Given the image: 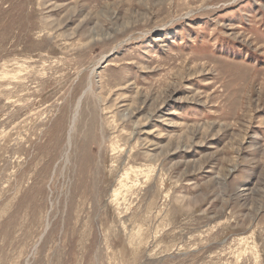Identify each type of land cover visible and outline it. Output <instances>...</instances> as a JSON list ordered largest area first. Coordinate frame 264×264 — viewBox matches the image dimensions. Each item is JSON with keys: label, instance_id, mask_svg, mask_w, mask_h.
Returning a JSON list of instances; mask_svg holds the SVG:
<instances>
[{"label": "rangeland", "instance_id": "1", "mask_svg": "<svg viewBox=\"0 0 264 264\" xmlns=\"http://www.w3.org/2000/svg\"><path fill=\"white\" fill-rule=\"evenodd\" d=\"M0 264H264V0H0Z\"/></svg>", "mask_w": 264, "mask_h": 264}]
</instances>
